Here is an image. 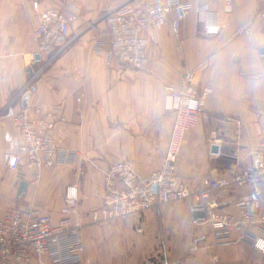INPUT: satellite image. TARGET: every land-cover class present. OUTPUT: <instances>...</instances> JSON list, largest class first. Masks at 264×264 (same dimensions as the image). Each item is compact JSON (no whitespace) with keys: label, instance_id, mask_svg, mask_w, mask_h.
<instances>
[{"label":"crops","instance_id":"obj_1","mask_svg":"<svg viewBox=\"0 0 264 264\" xmlns=\"http://www.w3.org/2000/svg\"><path fill=\"white\" fill-rule=\"evenodd\" d=\"M127 2L41 0L42 8L59 6L77 15L66 48L46 63L50 55L38 53L32 37L36 14L30 3L0 0V216L9 206H32L48 212L56 223L70 186L77 189L85 226L80 231L83 264H208L213 255L221 264H264V255L245 243L215 246L210 227L193 221L192 197L125 221L89 224V212L101 204L103 173L110 164L128 159L140 174L161 166L174 120L165 106V84L178 86L189 77L197 93L210 90L197 124L184 135L176 162L189 191L244 172L261 133L264 19L232 35L247 17L264 13V0H232L230 12L224 0H184L189 6L179 25L174 27L169 19L149 43L145 71L125 69L110 54L103 16ZM205 21L217 25L219 32L205 34ZM27 86L28 94L23 92ZM25 95L28 107L61 106L63 120L53 135L69 151L67 163L44 170L33 185L29 172L9 169L4 160V153L18 143L11 115L22 108ZM124 128L134 129V134ZM211 145L217 146L216 154H211ZM20 176L28 183L21 198ZM251 191L214 189L209 199L236 212L234 202Z\"/></svg>","mask_w":264,"mask_h":264},{"label":"built area","instance_id":"obj_2","mask_svg":"<svg viewBox=\"0 0 264 264\" xmlns=\"http://www.w3.org/2000/svg\"><path fill=\"white\" fill-rule=\"evenodd\" d=\"M26 1L36 14L32 37L38 53L50 55L48 63L66 48L69 28L77 15L73 10L59 6L42 8L41 0ZM188 6L184 0H129L111 9L103 16L111 38L110 54L125 69L145 70L149 62L146 52L149 43L156 41L158 31L169 19L177 27ZM231 6L232 0H224L226 11L230 12ZM255 19H264V13L247 17L232 37L242 34ZM203 31L215 35L219 27L205 21ZM27 89L28 86L23 92L28 94ZM163 89L165 106L174 114V120L161 166L140 174L128 159L110 164L103 173L101 204L88 214L91 222L125 221L139 213L192 197L194 209L204 213L202 222L210 227L215 246L245 243L254 252L264 255V110L259 140L249 154V167L239 175L219 177L207 188L191 192L178 174L176 162L184 135L197 124L210 90L197 93L189 77L180 80L178 86L165 84ZM62 120L61 106L54 104L32 105L12 114L18 143L13 150L4 153L7 167L29 172V183L33 185L44 170L57 163H67L69 151L61 148L53 135L56 124ZM230 186L252 189L234 202L236 212H229L209 199L211 190ZM78 205L77 189L69 186L63 195L56 223L52 222L48 212L32 206L3 209L0 264H83L84 244L80 231L84 222ZM208 264L221 263L218 256L213 255Z\"/></svg>","mask_w":264,"mask_h":264},{"label":"water","instance_id":"obj_3","mask_svg":"<svg viewBox=\"0 0 264 264\" xmlns=\"http://www.w3.org/2000/svg\"><path fill=\"white\" fill-rule=\"evenodd\" d=\"M259 55L260 56H264V47L259 49ZM35 62H37L39 60V55L36 54L35 57ZM27 72L29 73V75H32V69L31 67H29L27 69ZM27 98L28 95H25L24 100L22 101L21 107L22 108H26L28 107L27 104ZM217 153V146L216 145H211V154H216ZM22 176H20L21 178ZM28 183L26 181L23 180V178L20 179L19 185H18V197L21 198V196L25 193L26 189H27ZM193 215V221H197V220H204V213L201 210H194L192 212ZM174 264H183L181 262H176Z\"/></svg>","mask_w":264,"mask_h":264},{"label":"rangeland","instance_id":"obj_4","mask_svg":"<svg viewBox=\"0 0 264 264\" xmlns=\"http://www.w3.org/2000/svg\"><path fill=\"white\" fill-rule=\"evenodd\" d=\"M142 71H145V70H142ZM122 130H124V131H127L128 130V132H129V134H131V135H133L134 133V129H132V128H124V129H122ZM117 131H119V129H117ZM101 145H99V147H100ZM115 163V162H114ZM113 164V163H112ZM89 224H92V222H91V220H89ZM86 225V224H85ZM85 227V226H84Z\"/></svg>","mask_w":264,"mask_h":264}]
</instances>
